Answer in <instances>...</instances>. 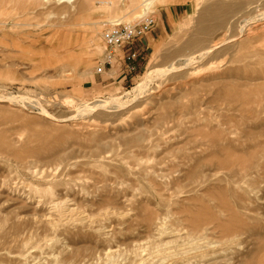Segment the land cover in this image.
Listing matches in <instances>:
<instances>
[{"label":"rangeland","instance_id":"1","mask_svg":"<svg viewBox=\"0 0 264 264\" xmlns=\"http://www.w3.org/2000/svg\"><path fill=\"white\" fill-rule=\"evenodd\" d=\"M208 1L0 0V264H264V0L176 49ZM150 12L133 78L87 87Z\"/></svg>","mask_w":264,"mask_h":264},{"label":"bare ground","instance_id":"2","mask_svg":"<svg viewBox=\"0 0 264 264\" xmlns=\"http://www.w3.org/2000/svg\"><path fill=\"white\" fill-rule=\"evenodd\" d=\"M145 2H149L150 0H143ZM144 2V3H145ZM250 0H213L208 1L206 4H204L201 9L199 10V13L193 23L192 30L190 34L181 42L178 44L176 49H187L192 48L197 45H200L202 40L209 35L215 28L222 25V21L224 17H227V15L231 14L235 9L239 8L243 3H249ZM149 4V3H148ZM145 5V4H144ZM143 16V15H142ZM141 16V17H142ZM255 30V29H253ZM250 31V30H249ZM253 31H250V33ZM249 33V34H250ZM252 34V33H251ZM249 36V35H248ZM248 40V39H247ZM262 42V41H260ZM260 44V43H258ZM262 44V43H261ZM241 45V44H240ZM239 45V46H240ZM250 45V44H249ZM251 46V45H250ZM258 46V45H257ZM242 47V46H241ZM240 47V48H241ZM227 48V47H226ZM250 49H253L250 47ZM256 49V48H255ZM243 50V47H242ZM240 51V50H238ZM236 51V52H238ZM259 51V50H258ZM261 51V50H260ZM206 52V51H205ZM201 54V53H200ZM240 54V53H239ZM243 54V53H241ZM194 55L185 56L183 58V63L193 61ZM254 58V57H253ZM177 59V58H176ZM231 59V58H230ZM155 61V59H153ZM154 63V62H153ZM191 63V62H190ZM246 63V62H245ZM152 64V62H151ZM155 65V63H154ZM173 65V64H172ZM151 66V65H150ZM152 67V66H151ZM157 67V66H156ZM178 67V66H177ZM170 68L173 69V66H159L155 70V75H162L166 73ZM171 69V70H172ZM153 71V70H152ZM247 72V71H246ZM153 74V73H152ZM147 75V73H146ZM150 76L147 75L146 78L140 82H138L135 86L132 87V95L133 97H136L139 95L144 88L147 85V80L151 79ZM152 77V76H151ZM154 78V77H153ZM2 99V97H1ZM118 102H116L114 99L109 100H103V99H97V101L93 102L90 107H116L115 105ZM120 105V104H119ZM118 106V104H117ZM41 110L44 111V109L41 107ZM110 109V108H109ZM63 120V119H62ZM201 230V229H200ZM205 230V229H204ZM202 232V230H201ZM204 232V231H203ZM204 234V233H203ZM221 238V237H220ZM201 239V238H200ZM209 242V241H208ZM212 243V242H211ZM203 254V253H202Z\"/></svg>","mask_w":264,"mask_h":264},{"label":"built area","instance_id":"3","mask_svg":"<svg viewBox=\"0 0 264 264\" xmlns=\"http://www.w3.org/2000/svg\"><path fill=\"white\" fill-rule=\"evenodd\" d=\"M155 21V15L150 12L135 21L115 19L105 22L100 34L104 44L103 63L110 64L116 57L127 62L137 59L140 50L133 42L149 32Z\"/></svg>","mask_w":264,"mask_h":264},{"label":"crops","instance_id":"4","mask_svg":"<svg viewBox=\"0 0 264 264\" xmlns=\"http://www.w3.org/2000/svg\"><path fill=\"white\" fill-rule=\"evenodd\" d=\"M152 33L147 32L141 38L135 40L133 45L139 48L140 55L134 61L127 62L124 59L116 57L110 64L103 63V56H98L95 65L93 66L92 73L87 74L86 81L89 82L87 87L91 90H99L102 87L110 85L115 82H125L131 80L135 72L140 69L141 59L143 58L144 50L151 46ZM103 55V54H102ZM84 56V63L89 62V56Z\"/></svg>","mask_w":264,"mask_h":264}]
</instances>
